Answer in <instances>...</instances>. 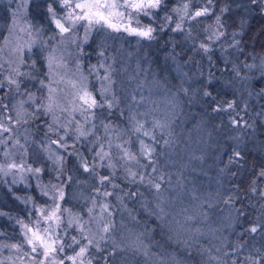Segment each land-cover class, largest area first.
<instances>
[{
    "label": "rangeland",
    "instance_id": "obj_1",
    "mask_svg": "<svg viewBox=\"0 0 264 264\" xmlns=\"http://www.w3.org/2000/svg\"><path fill=\"white\" fill-rule=\"evenodd\" d=\"M171 1L172 6L167 7L169 0H164L162 6L150 10L151 15L148 16L131 9H120L126 15L131 13L132 27H137L138 22L140 26L155 28L154 36L158 30L171 34L168 41L173 50L167 49L165 53L169 58L164 76L149 57L148 44L153 40L97 26L85 42L84 26L79 24L74 29L77 39L72 42L70 37L73 32L60 34L52 22L47 10L49 6L56 9L57 18L63 17L66 11L53 0H0V83L5 85L0 89V105L7 106H0V120L12 117L6 124L12 131L0 136V140L6 141L0 143V166L15 162L44 170L39 178L16 170L9 171L8 175L0 173V213H7L0 215V245L23 243L25 238L18 221L30 222V225H38L41 229L47 227L48 222L42 219L39 209L50 210L52 192L49 190V195L44 196L41 188L44 185L49 189L51 185H62L65 198L58 201L62 210V224L58 232L66 245L71 243L73 236L78 240L81 238L77 220L96 234L109 219L108 212H112L115 228L108 235L121 244L123 251L116 249L113 255H109L113 251L109 240L101 244L102 252L90 248L88 258L92 259V264H105V261L107 264H187L192 259L203 260L206 264H217L219 261L221 264L223 258L237 251L233 234L236 233L239 216L227 198L213 191L219 185L213 181L212 170L214 164L218 166L220 163L222 153L214 161L211 160V155L217 154L209 151L213 135L203 113L202 117L189 121L191 116L188 113L194 108V97L200 94L201 89L196 86L203 80V71L198 68L190 72L192 61H184L175 48L178 37L194 51L208 55L213 49L226 51L232 48L234 41L230 39L233 36L230 38L227 35L229 31L224 24L222 28L216 25L215 17L219 14L215 11V4L210 16L196 20L186 18L182 24L184 30H175L183 12H174L173 9L182 8L189 0ZM119 2L123 3V0ZM234 2L236 8L245 10L248 7L244 0ZM206 3V0H191L190 10ZM166 17H170V21H166ZM123 22L128 23L127 20ZM218 31L224 32V35L216 38ZM201 44L206 45L209 51L204 52ZM181 45L184 47L182 42ZM227 54L231 56V52ZM49 58H52L51 68ZM232 60V56L225 58L224 63ZM262 61L264 55L253 59L251 64L255 67L245 68L244 74L240 73V67L235 68L236 74L243 75V79L249 78L244 87L250 98L258 99L264 95ZM101 64L104 67H100ZM109 72L115 84L107 99L112 100L114 93L118 102L111 109H95L97 117L86 124L80 111L83 102L79 97L87 88L98 100L102 99L100 90L107 83L103 77ZM9 79L19 83V91L15 85H9ZM252 81L257 83V87L252 86ZM29 94L35 98V103L29 100ZM49 95L59 123L68 125L55 133L48 131V125L52 123L51 114H42L43 110L37 109L38 104H48ZM127 108L130 111L128 115L125 113ZM256 108L264 114V101H260ZM18 112L19 124L15 122ZM33 113L35 115H31ZM261 119L259 123H264V116ZM24 120L28 122L23 123ZM137 121L143 125L140 132L135 131ZM156 121L165 127H154ZM255 123L259 124L257 120ZM78 126H83L92 135L77 141L75 128ZM144 131L150 132V135L145 136ZM65 132L68 133L65 137L68 144H74L75 148L69 147L67 151L57 150L56 145L49 148L50 139L56 140ZM141 141L155 148L154 164L140 156ZM165 141L168 143L165 144ZM176 141L181 145L180 150L173 148ZM117 145L135 153L139 164L121 159L123 149L117 148ZM101 147L109 153L103 162L95 155ZM45 148L64 157L62 169L58 170L59 166L48 159L49 153ZM260 151L264 155V147L260 146ZM6 152L10 155L5 156ZM74 152L79 155H73ZM81 155L89 162L90 168L95 162V172L99 176L110 175L113 171L115 176L117 173L126 175V168L139 171L146 180L163 176V180H157L162 185L161 190L157 193L147 182L140 183L138 179L136 183H129L130 177L123 179L121 184L115 178L113 182L120 186L115 189L107 183L101 185L97 175L85 172L80 166ZM109 162L115 165L114 170L107 167ZM101 163L104 166H99ZM146 163L149 167L141 168ZM152 167L157 171L153 172ZM222 169L219 174L224 178ZM63 176L71 179L62 183ZM104 191L113 195L104 197ZM137 191L135 196L126 195ZM117 195L124 197L123 203L116 198ZM25 200L28 202L25 203ZM105 203L109 209L102 213L101 207ZM157 203L165 210L163 219L158 215ZM89 208L93 211L89 212ZM69 219L73 220L72 226H68ZM156 221L159 224L155 225ZM157 226L162 231L160 235L156 233ZM83 243L85 241H81ZM74 249L78 251L79 245L66 247L60 256L74 255ZM29 251L27 244L19 252L0 247V261L12 264L15 260L16 264H21L20 260H16L19 256L23 264H30L29 258L24 255ZM65 264L71 262L65 260Z\"/></svg>",
    "mask_w": 264,
    "mask_h": 264
},
{
    "label": "trees",
    "instance_id": "obj_2",
    "mask_svg": "<svg viewBox=\"0 0 264 264\" xmlns=\"http://www.w3.org/2000/svg\"><path fill=\"white\" fill-rule=\"evenodd\" d=\"M244 1L247 2L248 7L242 10L235 7L234 0H213L216 13L221 16L225 29L229 31L227 35L231 38L233 33L236 34L235 39H230L234 41L232 48L226 51L213 49L206 55L199 50L194 51L192 47L186 45L187 42L185 44V41H181L178 37L175 45L184 61H192L190 72L194 69L197 71L198 68L203 71V80L196 86L201 89V95L197 94L196 98L194 97V108L188 113L191 116L189 121L202 117V113L209 121L210 132L213 135L209 151L217 154L211 155V160L214 161L215 157L218 158L222 153L220 163L218 162V166L214 164L212 170L213 181L219 185L213 191L227 198L230 206L239 216L235 225L237 230L233 234L237 251L223 258L221 264H264V195H261L264 193V178L259 176L260 171L264 170V155L260 151V146L264 147V123H259L264 114L260 108H256L260 101H264V95H260L258 99L250 98L244 87L249 78L243 79V75L235 73V68L238 66L240 73L244 74L246 68L244 65L251 64L253 59L264 55V6L258 8L251 3V0ZM172 4L173 1L169 0L166 6ZM225 7L229 11L221 13L220 10ZM169 35L171 36L167 31L158 30L155 39L148 44L149 57L153 59L156 69L162 71L161 74L164 76H166L165 65L168 64L167 58H169L165 53L168 52L167 49L173 50V46H170L168 41ZM237 40L238 45L235 44ZM228 52H231L233 60L224 63L225 58H231ZM255 84L257 83L252 81V86L257 87ZM205 92L211 95H204ZM231 101L236 102L235 109L213 110L220 106L227 109V102ZM125 113L127 115L130 113L128 108ZM233 118L241 123L233 124ZM256 120L259 124H254ZM243 121H245L244 125ZM176 144L177 141L173 146L174 150H180L181 145ZM158 145L160 146V143ZM236 152L240 155L236 156ZM172 155L174 159V152ZM220 169L225 174L224 178L219 174ZM124 177V173H117L115 176L117 183H123ZM67 180L68 177L65 176L61 179L62 183L68 182ZM253 188L255 191H252ZM156 224L159 222L156 221ZM253 226L258 229L255 233L250 231ZM156 230V233H162L159 227ZM187 264L206 263L200 259H192ZM217 264H220L219 261Z\"/></svg>",
    "mask_w": 264,
    "mask_h": 264
},
{
    "label": "snow or ice",
    "instance_id": "obj_3",
    "mask_svg": "<svg viewBox=\"0 0 264 264\" xmlns=\"http://www.w3.org/2000/svg\"><path fill=\"white\" fill-rule=\"evenodd\" d=\"M53 2L61 9L66 10L64 12L63 17L57 18L58 13L56 9L52 6L48 7V13L51 14L52 22H54L57 29H59L60 34H67L69 32H73V35L70 37L72 42H75L77 39V34L74 32V29H76L77 25L83 24L84 26V41L87 42L89 39V35L93 28L99 26L101 28H107L111 29L112 32H120L124 31L127 32L129 35H134L141 37L143 39L147 40H153L155 39V36L153 33L156 31L155 28L151 26H140L137 22V27H132L131 25V13H128L127 15L125 12L120 11V9H131L134 10L137 13H143L144 15L148 16L151 15L152 9H159L164 0H123V3L119 2V0H53ZM190 3L191 0H189V3H185L182 5V8L176 9L174 8V12H183V15L179 17V22L175 25V30L177 31H183L182 24L184 20L190 19V20H196L199 17H207L210 16L213 10V0H207V3L195 10H190ZM251 3L256 5L258 8L264 6V0H251ZM221 13L229 11L227 7L220 10ZM166 21H170V17L165 18ZM127 20L128 23H124L123 21ZM215 23L220 28L223 27V23L221 20V16L217 15L215 17ZM224 32L218 31L216 33V38H219L220 36H223ZM235 33L233 34V38L235 39ZM212 37H209L211 39ZM235 44L238 45L239 41H235ZM201 49H203L204 52H208L209 48L201 44ZM52 65V58H49V67L51 68ZM100 67H104L103 64L100 65ZM244 67L251 69L255 67L253 64H246ZM261 68L264 69V61L261 62ZM239 74V73H237ZM19 75V73H18ZM103 80L107 83L105 85H102L101 87V97L102 99H97L95 95H93L92 92L88 91L87 88L83 90V94L79 97V99L83 102L81 106V115L84 117V121L86 124L90 123L91 118H96L97 113L94 111L95 109H103L107 107L108 109H111L114 106V103H117L118 101L115 98V94L113 93V99L109 100L107 99V96L110 92H112V87L115 84V81L112 79L111 72L109 74L105 75L103 77ZM9 85H15L16 90L19 91L20 85L19 83L14 79H9L8 81ZM5 85L3 83H0V89H2ZM181 91L186 92V89H181ZM51 92V90H50ZM264 94V92H262ZM204 95H211V93L205 92ZM48 104H38L37 109H42L44 113L51 114L52 116V123L48 125V131L49 132H57L60 129H65L68 127L67 124H60L59 119L55 114V108L52 102V97L49 95L47 97ZM29 100H32L33 103H35V98L29 94ZM2 107H7L6 105H0ZM236 102L231 101L227 102V109L223 108L222 106L218 108H214V111H224L228 109H235ZM245 108L247 105L244 106ZM31 115H35L34 113ZM239 115V113H237ZM20 113H17L16 123H21V120L19 118ZM74 119V118H73ZM133 119H135L133 117ZM11 116H6L3 120H0V136H2L4 133H9L12 131V128L10 126H6L8 121H11ZM27 120H24L23 123H27ZM79 124V122H76ZM233 124H239L241 121L233 118L232 120ZM58 126V127H57ZM92 128H95L94 124H91ZM154 127L157 128H163L165 127L164 124H162L159 121H156L154 123ZM143 130V125L137 121V126L135 128V131L140 132ZM76 140H80L82 137L87 138V136L92 135V132L87 131L83 128V126H78L75 128ZM145 136H149L150 132L144 131L143 133ZM68 136V133L65 132L64 136L58 137L56 140L50 139L49 148L51 145H56L57 150L58 149H64L67 151L69 147L75 148V145H69L67 142V139L65 137ZM11 138V137H9ZM152 139H155V135H152ZM0 143H6V141L0 140ZM18 143V141H17ZM165 144L168 143V141L164 142ZM141 147L139 150L140 156L144 157L151 163H155L153 160V154L155 153V148L151 147L147 144H145L143 141L140 142ZM49 148H45L44 150L47 151L48 159L52 160L55 164L59 166L58 170L62 169L64 161V157L62 155H55L52 151H49ZM117 148L123 149V154L121 156V159L136 161L137 164H139V160L137 159V156L135 153L129 151L127 147H124L123 145H117ZM73 155H79V153H72ZM10 155V153H5V156ZM96 157L100 159L101 162H103L106 158L109 157V153L105 152L103 148L101 147V150L96 152ZM236 156H239L240 153L236 152ZM80 166L83 168L85 172H92L93 174L98 176L99 182L101 185H104L105 183L110 184L112 188H118L120 187L118 184L114 183L115 179V171H113L110 175H104L99 176L98 173L95 172V169L97 165L93 161V166L89 167V162L85 159L84 156H80ZM99 166H104L102 163ZM108 168L115 169V165L111 162L107 164ZM149 167V164H143L141 165V168L147 169ZM16 170L20 173H31L37 178H39L40 174L44 171L40 167L33 168L31 165H25L24 163H15L10 162L6 166H0V173H3L4 175H8L9 171ZM152 171L155 172L157 169L155 167H152ZM125 179H129V183H136L137 179L140 183H145L154 188L157 193L161 190V183L157 182V180H163V176H159L156 178H149L146 180V177L144 175H141L139 171H133L131 168L125 169ZM259 176L261 178H264V170H261L259 173ZM68 179H71L70 177ZM13 183H16L15 180H13ZM49 190L52 192V200L53 204L50 206V210L48 212H45L43 208L39 209L40 216L42 219L46 222H48V226L41 229L38 225H30L29 223H25L24 221H18L22 227V234L24 236L23 243L20 244H4L0 245V247L14 249L17 252L21 251L24 247V244H27L30 248L29 252L24 253L25 256L29 258L30 264H65V260L70 261L71 264H92V259L88 258V253L90 248H95L96 251L102 252L104 249L101 247L102 243H106L107 241H111L113 245V251L109 253V255H113L114 251L116 249H119L123 251V248L120 243H117L114 238L109 236L108 234L115 228V223L111 219L112 212H108L109 205L107 203L103 204L101 207V212H108L109 219L105 221L102 225V227L99 229V231L96 234H92L91 229H86L85 224H80L77 220V227L80 230L81 238L78 240L75 236L71 237V243H68L67 245L64 243L63 240L60 239V233L58 232V229L60 228L62 224V210L61 206L58 203V201H63L65 198V191L64 187L57 186V185H51L50 189L49 186L44 185L41 188L42 195L48 196ZM252 191H255L253 188ZM138 194L137 192H131L126 193V195L135 196ZM104 197H108L113 195L111 192L104 191L102 193ZM261 195H264V193H261ZM116 198L123 203L124 197L121 195H117ZM19 199V197H17ZM28 201L25 200V203ZM93 204L95 205V201H93ZM156 209H158V215L161 219H163L164 216V208L161 207L159 203L156 205ZM89 212H92L93 209L89 208ZM0 215H7V213H0ZM191 219V217H189ZM87 223V222H85ZM73 220H68V226H72ZM257 227L253 226L250 228V231L255 233L257 232ZM66 234V233H65ZM97 236L99 237L97 239ZM81 241H85V243L81 244ZM74 245H79V250L75 251L74 249V255H67L64 257L60 256V253H63L65 251V248H73ZM9 260H12L11 257L8 258ZM16 260H20L21 264H23V261L21 257L17 256ZM0 264H3V261H0ZM12 264H16L15 260H12ZM105 264H107V261H105Z\"/></svg>",
    "mask_w": 264,
    "mask_h": 264
}]
</instances>
